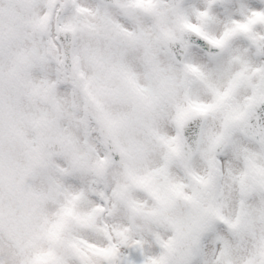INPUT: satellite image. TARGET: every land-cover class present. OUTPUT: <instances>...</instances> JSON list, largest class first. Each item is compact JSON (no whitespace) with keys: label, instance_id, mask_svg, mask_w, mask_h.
<instances>
[{"label":"snow or ice","instance_id":"snow-or-ice-1","mask_svg":"<svg viewBox=\"0 0 264 264\" xmlns=\"http://www.w3.org/2000/svg\"><path fill=\"white\" fill-rule=\"evenodd\" d=\"M0 264H264V0H0Z\"/></svg>","mask_w":264,"mask_h":264}]
</instances>
